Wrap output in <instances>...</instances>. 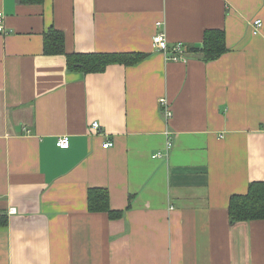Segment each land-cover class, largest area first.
I'll return each mask as SVG.
<instances>
[{
    "label": "crops",
    "instance_id": "obj_1",
    "mask_svg": "<svg viewBox=\"0 0 264 264\" xmlns=\"http://www.w3.org/2000/svg\"><path fill=\"white\" fill-rule=\"evenodd\" d=\"M0 13V264H264V220L228 213L264 182V0H0ZM50 30L63 55L44 52ZM207 30L227 51L204 62L191 50ZM75 54L144 58L87 73L68 68ZM91 188L120 216L90 212Z\"/></svg>",
    "mask_w": 264,
    "mask_h": 264
},
{
    "label": "trees",
    "instance_id": "obj_2",
    "mask_svg": "<svg viewBox=\"0 0 264 264\" xmlns=\"http://www.w3.org/2000/svg\"><path fill=\"white\" fill-rule=\"evenodd\" d=\"M17 3L39 4L42 0H16ZM191 51L200 52L204 62L216 60L227 49L224 35L219 31L207 30L204 33L200 48ZM44 52L49 55L64 54V40L60 32L50 30L44 36ZM144 58L136 54H86L66 56L67 66L73 70H83L87 73L102 71L113 63L136 64ZM88 210L90 212H106L110 218L119 217L110 209L107 192L99 188L88 191ZM231 223L264 220V182L251 183L245 195H233L228 205ZM7 226V216L0 214V228Z\"/></svg>",
    "mask_w": 264,
    "mask_h": 264
},
{
    "label": "built area",
    "instance_id": "obj_3",
    "mask_svg": "<svg viewBox=\"0 0 264 264\" xmlns=\"http://www.w3.org/2000/svg\"><path fill=\"white\" fill-rule=\"evenodd\" d=\"M2 20H3V15L2 13H0V33L4 32ZM160 26H161V23L156 24V27H160ZM261 26H262V21L260 19H256L253 21V27L255 31H259ZM153 43L161 51L165 52V54L168 55L167 57L168 60L173 61V62H177L179 60L185 61L183 44L181 43L175 44V46L170 49L164 32H158L153 38ZM160 107L163 111L165 120H168L169 118H171L172 114L170 112V109L168 108L167 102L164 99L160 100ZM98 128L99 126L96 122L91 124V127H90L91 130H98ZM112 145L113 144L110 141H105V143L103 144V148L107 149V148L112 147ZM55 146L59 150H67L70 146L69 137L63 136V137L58 138L55 142ZM170 147H171V143L168 141V143L166 144V148L169 149ZM8 213L14 214L15 210L10 209Z\"/></svg>",
    "mask_w": 264,
    "mask_h": 264
}]
</instances>
